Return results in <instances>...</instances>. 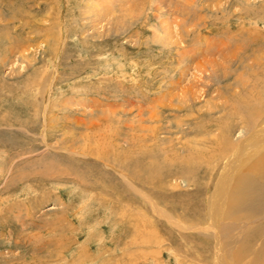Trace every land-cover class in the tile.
<instances>
[{
  "label": "rangeland",
  "instance_id": "1",
  "mask_svg": "<svg viewBox=\"0 0 264 264\" xmlns=\"http://www.w3.org/2000/svg\"><path fill=\"white\" fill-rule=\"evenodd\" d=\"M256 61L264 0H0V264H212Z\"/></svg>",
  "mask_w": 264,
  "mask_h": 264
},
{
  "label": "bare ground",
  "instance_id": "2",
  "mask_svg": "<svg viewBox=\"0 0 264 264\" xmlns=\"http://www.w3.org/2000/svg\"><path fill=\"white\" fill-rule=\"evenodd\" d=\"M256 62L264 65L262 61ZM254 88L245 92V97L250 96L248 100L245 97L241 100L248 117L239 119V134L244 133L243 137L236 146H230L231 152L223 158L222 174L206 200L205 216L214 230L212 264H264V240L260 239L264 224L253 228L264 221V105L260 99L256 101ZM248 228L255 230V236L233 247L229 243L230 234ZM257 241L259 246H255Z\"/></svg>",
  "mask_w": 264,
  "mask_h": 264
}]
</instances>
